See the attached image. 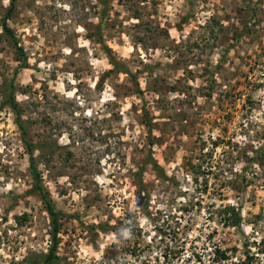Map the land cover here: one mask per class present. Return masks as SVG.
<instances>
[{
	"label": "rangeland",
	"instance_id": "rangeland-1",
	"mask_svg": "<svg viewBox=\"0 0 264 264\" xmlns=\"http://www.w3.org/2000/svg\"><path fill=\"white\" fill-rule=\"evenodd\" d=\"M106 1L104 42L143 99L127 76L107 74L91 37L98 0H17L7 21L27 58L15 99L38 170L72 216L61 222V264H219L216 246L229 251L222 264H264V0ZM17 66L0 40V83ZM27 166L0 108V264H31L48 247ZM223 206L240 208L242 235L221 227Z\"/></svg>",
	"mask_w": 264,
	"mask_h": 264
},
{
	"label": "trees",
	"instance_id": "trees-1",
	"mask_svg": "<svg viewBox=\"0 0 264 264\" xmlns=\"http://www.w3.org/2000/svg\"><path fill=\"white\" fill-rule=\"evenodd\" d=\"M98 1L102 6V9L99 14V22L95 26V31L91 37L94 42L100 46L101 51L106 56L108 64L112 67V69L107 72V74L117 73L127 76L130 79L131 84L134 86L133 93L136 96L140 97V99H143V92L139 88L136 75L129 71L125 65L113 58V56L111 55V50L104 42L102 36V28L105 26L109 6L106 0ZM16 2L17 0H10L9 7L7 8L6 13L4 14L0 22V40L5 41L13 49L15 61L19 65L14 70L10 79H2L0 83V108H8L11 114L14 116V124L20 133L21 143L28 156L27 170L31 180L29 193L39 199L42 204L43 211L45 212L49 220L48 247L44 253L33 255L29 259V261H31V264H61L62 259L58 256L59 234L62 225L61 222L66 218H71L72 216L63 214L56 209L51 197L49 196L43 185L42 176L38 170L36 158L34 156L35 145L28 138L27 125L21 118L22 114L15 99V78L18 68L24 69L27 66V58L24 49L21 46L19 39L7 25V21L11 19L13 15ZM142 123L144 127H146L148 133V145L151 147L154 145H158L159 140L152 134L153 123L150 118H148L146 112H144L142 115ZM146 164L150 165L160 178H165L163 170L156 164V162L151 158L150 155L146 159ZM137 181V196L139 198L137 203L139 207L144 211V213L147 214V207L145 203H140L141 195L145 194V188L140 175L138 176ZM218 217L221 227L232 228L237 232L238 235H242V216L240 208H235L234 206H223L222 209L218 211ZM94 227L100 229L101 231H104L105 226ZM228 252L229 251L216 246L213 252V260L219 264H222L224 261H228L230 259V255L228 254ZM248 259L250 260V257H248Z\"/></svg>",
	"mask_w": 264,
	"mask_h": 264
}]
</instances>
